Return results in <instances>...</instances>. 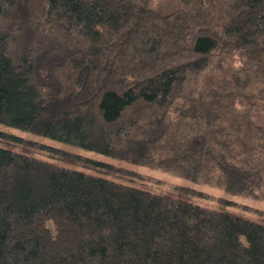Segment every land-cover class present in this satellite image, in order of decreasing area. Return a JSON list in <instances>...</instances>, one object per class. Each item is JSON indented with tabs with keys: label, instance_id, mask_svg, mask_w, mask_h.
Returning <instances> with one entry per match:
<instances>
[{
	"label": "trees",
	"instance_id": "1",
	"mask_svg": "<svg viewBox=\"0 0 264 264\" xmlns=\"http://www.w3.org/2000/svg\"><path fill=\"white\" fill-rule=\"evenodd\" d=\"M152 1L0 0V124L264 202V0ZM0 137V264H264L262 210Z\"/></svg>",
	"mask_w": 264,
	"mask_h": 264
},
{
	"label": "rangeland",
	"instance_id": "2",
	"mask_svg": "<svg viewBox=\"0 0 264 264\" xmlns=\"http://www.w3.org/2000/svg\"><path fill=\"white\" fill-rule=\"evenodd\" d=\"M175 5H176V0H153L152 1L153 8L166 11V12L171 11L175 7ZM0 132L7 134L9 136L21 137L25 140L39 142V143H43L49 146H53L58 149L64 150L66 152H69L71 154H74L76 156H80L86 159V161L78 163V164L67 163V162L58 160L62 164L72 167L75 170L104 175L110 179L125 181L119 177L121 173L118 171L113 172V174H104V173L102 174L101 172L97 171L99 167L96 165H92V163L90 162V161H96L102 164L112 165L116 168L126 169V170H130V171H134V172L142 174L144 178L138 179L137 180L138 182L131 181L129 183L145 188V189H148L150 191L167 192L172 195H177V193L174 191L175 186H182V187H187L188 189L195 190L198 193H196L194 196H190V198L186 196V199H188L189 201L197 205L222 210V206L220 205L219 201L216 200V198H222V199L240 203L244 206H248L250 208L249 209L250 211L254 209H259V210L264 211V202L257 201L252 198L231 195L217 188H212L209 186L196 184V183L176 177L171 174H167V173L157 171V170H152L147 167L134 165L126 161L116 160V159H113V158H110L104 155H100L94 152L84 150L82 148H78L70 144H66V143L55 141L50 138H45L42 136L34 135L32 133L21 131L19 129L12 128V127H7L2 124H0ZM150 178H152L153 180ZM250 211L243 212L244 213L243 215L247 218L257 220L258 214H251Z\"/></svg>",
	"mask_w": 264,
	"mask_h": 264
}]
</instances>
